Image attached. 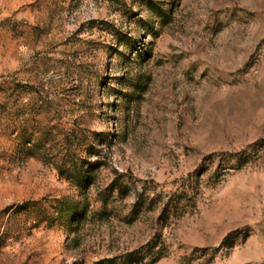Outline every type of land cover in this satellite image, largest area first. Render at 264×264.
Returning <instances> with one entry per match:
<instances>
[{"label": "rangeland", "instance_id": "obj_1", "mask_svg": "<svg viewBox=\"0 0 264 264\" xmlns=\"http://www.w3.org/2000/svg\"><path fill=\"white\" fill-rule=\"evenodd\" d=\"M0 264H264V0H0Z\"/></svg>", "mask_w": 264, "mask_h": 264}]
</instances>
